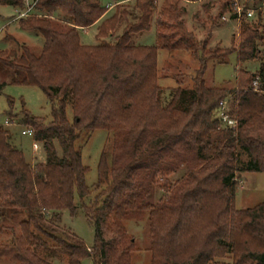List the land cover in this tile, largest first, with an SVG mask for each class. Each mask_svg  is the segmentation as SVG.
Segmentation results:
<instances>
[{
  "label": "trees",
  "instance_id": "16d2710c",
  "mask_svg": "<svg viewBox=\"0 0 264 264\" xmlns=\"http://www.w3.org/2000/svg\"><path fill=\"white\" fill-rule=\"evenodd\" d=\"M32 1L34 12L17 21L44 37L41 52L18 42L16 49L0 50V94L6 84L35 86L52 103L50 120L22 109L18 121L42 143L44 162L27 161L14 134L0 123V234L9 229L7 215L22 216L21 233L9 245L20 262L53 264L50 259L63 253L68 264H132L135 240L124 222L146 215L149 264H213L226 258L231 264H264V201L235 208L239 176L264 174V24L243 22L233 47L209 48L208 40L199 41L186 27L182 0H165L160 7L157 0H135L132 12L127 0H113L114 12L101 0ZM26 2L0 0V8L23 9ZM222 8L220 16L229 11L239 18L232 1ZM130 13L135 21L113 43L81 42L79 31L93 25L98 40L114 37ZM154 18L157 44L132 45L131 35L149 31ZM160 49L200 53L194 85L173 88L166 104ZM232 53L239 61H260L259 68L237 70L234 85L207 86V59L224 61ZM221 102L234 125L218 117ZM8 103L12 123L15 100L9 97ZM96 129L111 133L112 150L102 151L90 188V168L76 141L83 131ZM182 166L186 172L172 181ZM156 187L164 192L157 200ZM75 192L95 228L92 247L61 225L64 210L77 209Z\"/></svg>",
  "mask_w": 264,
  "mask_h": 264
},
{
  "label": "rangeland",
  "instance_id": "374dc122",
  "mask_svg": "<svg viewBox=\"0 0 264 264\" xmlns=\"http://www.w3.org/2000/svg\"><path fill=\"white\" fill-rule=\"evenodd\" d=\"M32 1V0H29ZM165 0L159 1L160 7ZM228 0H202L196 6L194 3L186 4V12L182 15V19L188 30L192 31L199 41L208 40L209 48H231L234 46L243 22H248L252 26L264 24V0H229L232 1L233 11L240 7V19H232L231 13L226 11L219 15L223 10L222 5ZM104 6H108L110 11H115L113 0H101ZM128 11L132 12L135 0H127L124 2ZM183 5V2L180 3ZM245 9L246 13L243 14ZM248 12H252L249 16ZM139 14V11H137ZM0 50L16 49L19 44L25 43L35 52L42 50L45 39L37 31L23 30L19 27L18 21L13 20L15 9L11 6H3L0 8ZM225 17L226 19H223ZM132 14H129V21L122 18L121 23L115 31V36H109L105 40L96 38L98 26L82 29L79 31L81 42L85 45H98L105 41L113 43L116 35L123 32L128 22H134ZM132 45H156V21H152L149 31L131 35ZM200 53L197 55L192 52L185 51H168L160 49L158 52L159 67V85L163 89L162 99L166 104L170 98V91L179 86L192 87L194 85V77L196 71L200 68ZM260 65L258 60L239 61L237 53L228 55L224 61L217 58L207 59V68L204 74V80L207 86L219 87L225 85H234L237 70H248L255 72ZM2 83V82H0ZM15 100L13 109V123L5 125L4 121L8 119L7 112L10 109L8 98ZM25 103V105L22 103ZM52 103L49 101L44 92L35 86L11 85L6 84L0 94V123L14 134V144L20 147L24 155L32 164L44 162L46 154L42 143L34 141L29 135H23L22 131L26 128L18 124L22 117V109L30 111L38 118L51 119ZM228 108V107H227ZM229 109V108H228ZM67 116L70 121L73 120V109L70 102L67 104ZM76 147L82 153V161L85 166L90 168L86 175V183L92 188L97 181V165L103 150L111 152L112 137L111 133L103 130H85L80 138L76 141ZM186 172L182 166L176 173L171 176L172 181L182 177ZM160 181V180H159ZM160 183H162L160 181ZM97 193L93 190L91 198ZM162 189L156 187V200L163 195ZM75 203H79L78 193L75 192ZM264 201V174L261 172H245L238 178L237 196L235 199V208L243 209L257 205ZM21 215H7L5 224L9 226L3 234H0V264H22L17 258L16 251L9 246L13 237L20 235L19 221ZM61 225L73 231L81 238L88 247H92L95 243V228L85 216L84 209L77 204L75 213L64 210ZM125 229L129 236L135 240V249L132 252V264H149L150 262V238L149 223L147 216L140 218H130L124 222ZM42 257H44L41 254ZM53 264H68V257L63 253H58L50 259ZM85 264H90L87 261ZM213 264H231L229 258L219 260Z\"/></svg>",
  "mask_w": 264,
  "mask_h": 264
},
{
  "label": "built area",
  "instance_id": "2783aa9c",
  "mask_svg": "<svg viewBox=\"0 0 264 264\" xmlns=\"http://www.w3.org/2000/svg\"><path fill=\"white\" fill-rule=\"evenodd\" d=\"M26 1H27L26 6L23 9H15V16H14L13 20H19L21 18L28 17L30 14H32L34 12V7L36 4V1H29V0H26ZM236 12L238 13V16L240 18L241 14H242L240 7L236 8ZM248 15L251 16L252 12H248ZM223 19H226V18L223 17ZM1 31H2V29L0 30V32ZM218 117L224 123H227L228 125H234L235 124V120L233 118H231L230 115L228 114V108L224 102H221V104H220V111H219ZM4 124L8 125V124H14V123L13 122L11 123L8 119H6L4 121ZM22 134L32 136L33 131L31 129H25L22 131Z\"/></svg>",
  "mask_w": 264,
  "mask_h": 264
},
{
  "label": "crops",
  "instance_id": "0c3cea01",
  "mask_svg": "<svg viewBox=\"0 0 264 264\" xmlns=\"http://www.w3.org/2000/svg\"><path fill=\"white\" fill-rule=\"evenodd\" d=\"M158 2L161 1V0H157ZM181 2H183V7L186 9L188 3H194L196 6L198 5V2H202V0L200 1H196V2H189V1H185V0H182ZM187 10V9H186ZM110 11V10H109Z\"/></svg>",
  "mask_w": 264,
  "mask_h": 264
}]
</instances>
